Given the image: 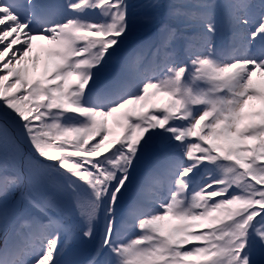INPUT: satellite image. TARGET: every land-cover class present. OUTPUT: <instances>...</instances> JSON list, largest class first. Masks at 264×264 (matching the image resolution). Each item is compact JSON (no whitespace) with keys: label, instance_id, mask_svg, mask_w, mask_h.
<instances>
[{"label":"snow or ice","instance_id":"obj_1","mask_svg":"<svg viewBox=\"0 0 264 264\" xmlns=\"http://www.w3.org/2000/svg\"><path fill=\"white\" fill-rule=\"evenodd\" d=\"M129 7L0 0V264H61L69 229L50 212L65 198L86 220L81 241L100 235L87 264H264V0H175L135 92L103 80ZM36 40L50 46L42 70ZM149 155L166 162L168 195L141 210L129 194Z\"/></svg>","mask_w":264,"mask_h":264},{"label":"rangeland","instance_id":"obj_2","mask_svg":"<svg viewBox=\"0 0 264 264\" xmlns=\"http://www.w3.org/2000/svg\"><path fill=\"white\" fill-rule=\"evenodd\" d=\"M166 1L167 0H126V3L130 6L128 11L130 16L129 27L131 28V32L129 33L128 38L125 41V47H123L120 54L113 59L108 69L103 74V80L104 78L111 75V72H115V74L113 75V78L115 79L113 81H115L114 86L116 87L120 85V83L122 82V78L125 75L131 77L132 79H137V83H139L145 77L151 76V73H148V71L146 73L138 71V66L134 65L135 63L133 62L135 60V54L133 59L127 62L125 60V54L133 49H137L139 45L143 44L146 41H149V38H153V24L156 23L157 25V23L161 24L163 22V19L161 17L165 13L164 10ZM173 2H175V0H171V2H168L167 6H169ZM218 2L223 3V0H218ZM260 2L261 0H251V3L255 5H259ZM258 11V8L254 9V12ZM96 18L98 17H95V19ZM223 27L225 26L221 24V29ZM135 36L137 38H143L137 39ZM135 41H137V43L134 44V47H127L128 44L132 45ZM139 55L141 57V59L139 60L143 61L146 65V70H149L148 67H154L152 62L153 58H151V55H144V53H140ZM39 69L42 70L40 67ZM254 79L258 80L259 77H254ZM21 149L22 151H24V148L22 146ZM15 170V168L11 167L10 173ZM149 186L150 184L148 180H138V182L135 184V196L133 198H135L136 201L138 198H144L143 191H150ZM158 198L162 199V196H159ZM134 234L138 235V233H132V235ZM0 235H3V233H0ZM32 259L34 258H30V260Z\"/></svg>","mask_w":264,"mask_h":264},{"label":"bare ground","instance_id":"obj_3","mask_svg":"<svg viewBox=\"0 0 264 264\" xmlns=\"http://www.w3.org/2000/svg\"><path fill=\"white\" fill-rule=\"evenodd\" d=\"M133 62H135V60ZM138 84L139 83L136 84V87ZM256 107H257V109L259 108V102L258 101L256 102ZM197 108H199V106H197ZM47 163H54V162L49 161ZM165 167H166V162L162 161V160L161 161H155L150 165L149 168L151 169V171L149 174H147V178H148L147 180H148L150 185L157 184L160 181L159 179H161V177L164 175L163 169ZM201 175H205L203 170L201 171ZM162 186H163V189L168 190V184H167L166 178H164V181L162 182ZM146 193H147V191H143V195H145ZM131 197H132V192L129 194V198H131ZM148 199L151 200L152 198H148ZM72 206H73V204L70 203L67 198H65V200L61 204V210L59 212H55V211L50 212L51 215L55 216L57 219H60L62 221V223L65 225V227L69 229L67 234L62 232L60 235V240H61L62 244L64 245V247L68 246L70 243H72L74 240H76V236H77L78 232L82 233L84 230H86L85 220L83 219L82 221H80L78 219V211L73 210ZM137 207L140 208L141 210L144 208L141 205H139ZM97 225L99 227H101V229L103 230L104 220H103V212L102 211L99 213V215L97 217ZM71 229L74 230L73 234L70 233ZM17 238L18 237L13 238V243L15 242V240ZM99 239H100V235H98V237L96 238V242H98ZM65 241H70V242L67 244H64ZM0 246H1V249H3V246H4L3 241L1 242ZM33 255L34 254L27 256V259H29V257H31Z\"/></svg>","mask_w":264,"mask_h":264},{"label":"water","instance_id":"obj_4","mask_svg":"<svg viewBox=\"0 0 264 264\" xmlns=\"http://www.w3.org/2000/svg\"><path fill=\"white\" fill-rule=\"evenodd\" d=\"M153 156L152 155H149V156H146L144 158V160L142 161L141 165L138 167L137 171H136V174H135V181L137 180L138 176L144 172V169H145V165L146 163L148 162V160L150 158H152ZM135 183V182H134Z\"/></svg>","mask_w":264,"mask_h":264}]
</instances>
